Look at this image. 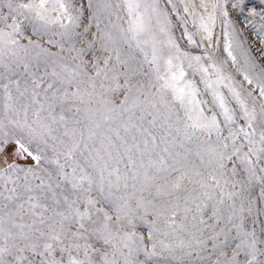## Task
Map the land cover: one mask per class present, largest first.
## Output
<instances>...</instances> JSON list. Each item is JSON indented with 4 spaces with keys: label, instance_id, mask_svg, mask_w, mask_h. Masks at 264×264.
Wrapping results in <instances>:
<instances>
[{
    "label": "snow or ice",
    "instance_id": "1",
    "mask_svg": "<svg viewBox=\"0 0 264 264\" xmlns=\"http://www.w3.org/2000/svg\"><path fill=\"white\" fill-rule=\"evenodd\" d=\"M0 264H264V0H0Z\"/></svg>",
    "mask_w": 264,
    "mask_h": 264
}]
</instances>
